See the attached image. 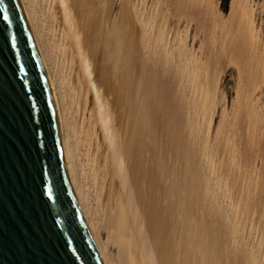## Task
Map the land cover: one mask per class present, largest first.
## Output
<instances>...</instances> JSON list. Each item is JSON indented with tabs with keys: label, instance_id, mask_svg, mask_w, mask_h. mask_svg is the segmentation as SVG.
<instances>
[{
	"label": "bare ground",
	"instance_id": "obj_1",
	"mask_svg": "<svg viewBox=\"0 0 264 264\" xmlns=\"http://www.w3.org/2000/svg\"><path fill=\"white\" fill-rule=\"evenodd\" d=\"M208 1L19 0L99 264H264V39Z\"/></svg>",
	"mask_w": 264,
	"mask_h": 264
},
{
	"label": "water",
	"instance_id": "obj_2",
	"mask_svg": "<svg viewBox=\"0 0 264 264\" xmlns=\"http://www.w3.org/2000/svg\"><path fill=\"white\" fill-rule=\"evenodd\" d=\"M3 14L0 264H99L67 185L62 127L19 0H0Z\"/></svg>",
	"mask_w": 264,
	"mask_h": 264
},
{
	"label": "rangeland",
	"instance_id": "obj_3",
	"mask_svg": "<svg viewBox=\"0 0 264 264\" xmlns=\"http://www.w3.org/2000/svg\"><path fill=\"white\" fill-rule=\"evenodd\" d=\"M150 1H153V0H150ZM210 1H212V0H210ZM210 1H208V4H209V8H208V11L210 10L211 12L209 13V14H211V15H213L212 17H214V18H212L211 17V15H209L210 17H211V20L213 19H215V17H216V14H218V12H219V16H218V19L220 18V22L218 23V24H220V25H222L223 23H225V24H227L229 21H228V17H229V13H230V10H231V3H232V0H213L212 2H210ZM247 1V4H246V6H245V8H243V10H245L246 12H247V15H248V19L250 20V22H251V24H252V26L254 27L253 28V30L258 34H261V38L262 39H264V0H246ZM210 2V3H209ZM214 3V4H213ZM212 4V5H211ZM212 6V7H211ZM213 6H215V7H213ZM218 6V7H217ZM218 10H216V9ZM215 11V12H214ZM217 11V12H216ZM212 12H214V14L212 13ZM222 13V14H221ZM240 13H242V11L240 12ZM209 16L207 17V18H209ZM217 19V20H218ZM222 19V20H221ZM211 23H212V21H211ZM261 32V33H260ZM231 64V67L229 68V65ZM229 65H228V69H227V71L224 73V75L222 74H220L219 72V74H220V76H222L223 78H221L218 74H217V77H220L219 79L221 80V81H223V82H221V85H219V88H220V91L218 92V94H216V96H217V98H216V102H217V104H218V106H219V103L220 102H222V103H220V106L219 107H221V108H219L218 106H217V115L215 116V118H214V120L213 121H215L214 123H213V127H215L216 125H217V123H218V121H219V113L221 112V110L220 109H222V108H227V109H229V106L231 105V103H232V100H233V97L235 96V92H234V89L236 88V84H237V72H236V69H235V66H234V64L232 65V63H229ZM234 68V69H233ZM231 70V71H230ZM226 74V75H225ZM223 92V93H222ZM225 93V94H224ZM221 96H220V95ZM227 97L226 99H227V101H226V99L225 98H223V97ZM229 97V98H228ZM223 98V99H222ZM218 99H220V100H218ZM222 100V101H221ZM225 100V101H224ZM219 101V102H218ZM224 101V102H223ZM224 104V105H223ZM225 106H227V107H225ZM220 111V112H219ZM218 117V118H217ZM262 173H253V175H254V177H255V179H256V177H257V179L256 180H258V178L260 179V178H262V175H261ZM256 175V176H255ZM258 175H259V177H258ZM261 180V179H260ZM259 181V180H258ZM245 216V215H244ZM257 220V219H256ZM254 222V221H253ZM256 222V223H255ZM254 223H250L251 224V226H249L248 228H250V227H253L254 229L253 230H255V231H257V232H254L253 230V232L252 231H250L249 233H251L250 234V237H248V239L246 240V241H248V243H250V245L251 246H254V245H257V246H254V247H260V246H262V249H263V247H264V245H263V243H264V240H263V234L261 233L262 232V224H261V227H260V224H259V221L257 220V221H255ZM255 225V226H254ZM257 225H258V227H257ZM256 227V228H255ZM259 228H261V229H259ZM261 230V231H260ZM260 231V232H259ZM246 233H248V231L246 232ZM256 235V238H251V237H255V235ZM252 235V236H251ZM258 237H260L259 239H258ZM251 239V240H250ZM252 239H254L253 241H254V245H253V241H252ZM256 239H258L257 241H256ZM250 241V242H249ZM259 241V242H258ZM252 242V243H251ZM261 243H262V245H261Z\"/></svg>",
	"mask_w": 264,
	"mask_h": 264
},
{
	"label": "snow or ice",
	"instance_id": "obj_4",
	"mask_svg": "<svg viewBox=\"0 0 264 264\" xmlns=\"http://www.w3.org/2000/svg\"><path fill=\"white\" fill-rule=\"evenodd\" d=\"M0 21H2V22L9 21V16L7 14H3L2 16H0ZM6 31H7V24L4 23V27L3 28H0V35H2L3 33H5ZM21 71H23V69H21Z\"/></svg>",
	"mask_w": 264,
	"mask_h": 264
}]
</instances>
